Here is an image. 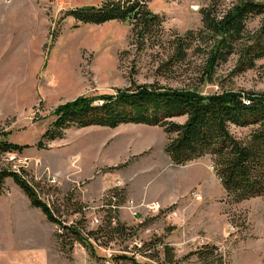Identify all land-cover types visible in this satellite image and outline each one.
<instances>
[{"label":"rangeland","instance_id":"rangeland-1","mask_svg":"<svg viewBox=\"0 0 264 264\" xmlns=\"http://www.w3.org/2000/svg\"><path fill=\"white\" fill-rule=\"evenodd\" d=\"M102 1L0 0V141L29 146L12 164L48 190L61 223L84 233L120 229L100 236L95 251L71 237L63 246L56 237L60 225L33 208L8 176L0 190V264H106L108 258L112 264H162L164 245L178 264H264V197L233 202L210 156L174 165L164 153L162 127H71L65 138L37 145L58 104L113 93L132 80L206 93L264 92V59L237 73L232 56L207 80L203 40L193 41L185 60L166 64L174 38L198 32L200 10L213 0H150V9L165 19L164 34L142 50L127 22L82 23L66 15L69 8ZM218 1L225 10L236 0ZM232 130L240 136L250 131ZM4 159L0 152V168L12 169Z\"/></svg>","mask_w":264,"mask_h":264},{"label":"trees","instance_id":"trees-1","mask_svg":"<svg viewBox=\"0 0 264 264\" xmlns=\"http://www.w3.org/2000/svg\"><path fill=\"white\" fill-rule=\"evenodd\" d=\"M150 0H103L98 4H86L69 8L67 16L82 23L103 24L122 21L131 25L132 37L138 48L154 44L164 34V17L150 9ZM219 1L202 7L203 27L189 30L174 38L173 54L167 65L186 59L187 50L195 39L206 43V77L212 80L217 67L235 56V71L242 73L256 67L264 59V0H236L225 10H220ZM260 17L257 27L250 28L253 18ZM53 120L37 144L44 140L63 139L71 127L83 128L99 125L116 128L122 124L136 123L160 126L167 134L165 154L174 165L210 156L216 177L233 202L264 197V92L256 90H222L206 93L196 87H172L159 81L139 83L132 80L126 88H117L113 93L95 96L80 95L58 104ZM184 117V121L177 118ZM249 128L245 136L237 135L232 127ZM28 145L0 141V152L23 153ZM24 174V170L21 171ZM10 168H0V190L5 178L12 176L25 192L34 207L40 208L48 220L60 225L57 236L60 243L66 239L78 241L87 249L95 251L94 242L100 236L118 232L107 226L84 233L76 225H66L55 216L54 210L43 201L36 185ZM48 191V190H46ZM55 205V203L53 202ZM55 207V206H54ZM65 246V244L63 245ZM165 246L166 262L178 264L169 245ZM115 258L133 257L117 255Z\"/></svg>","mask_w":264,"mask_h":264},{"label":"built area","instance_id":"built-area-1","mask_svg":"<svg viewBox=\"0 0 264 264\" xmlns=\"http://www.w3.org/2000/svg\"><path fill=\"white\" fill-rule=\"evenodd\" d=\"M4 154V157H5V159L4 160H6V161H8L12 166V169L14 170V171H16V172H18V173H20V174H23L21 171H23L22 169H20V168H18V165H16V164H12V163H14V162H16L19 158H22V153H20V152H18V151H11V152H6V153H3ZM28 174L26 173V172H24V174L22 175L24 178H26L27 180H28V182L30 183V185H34V182L32 183V181L29 179V176H27ZM50 181V180H49ZM53 183H52V182ZM50 182L52 183V184H55L56 182H57V180L56 179H53V180H51ZM37 189H36V191L38 192V194H39V196H40V198L43 200V201H45L51 208H52V205H53V202H54V199L51 201V198H53V197H51L52 195H50V193H46V191H42L41 190V187H37L36 185H34ZM44 196V197H43ZM51 197V198H50ZM115 206H112V208H114ZM151 207V206H150ZM152 208V207H151ZM99 221V218L98 217H95L94 219H93V222L94 223H99L98 222ZM111 259L110 258H108L107 260H105L106 261V264H112V261H110Z\"/></svg>","mask_w":264,"mask_h":264}]
</instances>
